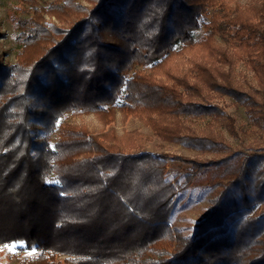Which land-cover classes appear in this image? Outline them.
<instances>
[{"label":"trees","instance_id":"16d2710c","mask_svg":"<svg viewBox=\"0 0 264 264\" xmlns=\"http://www.w3.org/2000/svg\"><path fill=\"white\" fill-rule=\"evenodd\" d=\"M22 1L16 62L0 55V249L17 251L11 264H264V148L228 151L194 127L238 136L220 96L264 130V0ZM237 63L257 88L237 80ZM118 113L152 135H120ZM91 114L104 132L60 122ZM33 123L48 137L35 140ZM169 161L194 167L205 200L183 226L193 200Z\"/></svg>","mask_w":264,"mask_h":264},{"label":"rangeland","instance_id":"374dc122","mask_svg":"<svg viewBox=\"0 0 264 264\" xmlns=\"http://www.w3.org/2000/svg\"><path fill=\"white\" fill-rule=\"evenodd\" d=\"M40 1V0H38ZM49 1V0H42ZM241 5L249 6L254 4L257 0H238ZM23 7L22 0H0V55L4 56V62L6 64H13L16 62L17 46L16 43V31L13 24V18L25 17L20 11ZM49 22H57L54 18L46 17ZM234 74L239 81L243 75L247 77V80L252 87H256V83L253 79L251 72L246 70V68L241 63H237L234 66ZM242 81V80H241ZM213 104L222 109L227 115L235 119V127L237 129L238 136L234 137L230 134L226 127L215 124L213 127H208L201 123L199 126H194L197 130H205L207 133L215 132L219 139L229 146L228 151L235 150H247L248 148L260 149L264 148V130L254 128L249 115L243 106L236 103L232 98L229 97H216ZM34 107V106H32ZM60 122H66L73 126H82L87 128L93 134H99L104 132L106 127L103 125L101 120L91 114V115H81V116H68L62 119ZM34 130L33 136L37 141L43 140L48 137L47 131L41 126V124L33 123ZM114 127L121 135L124 132L138 130L141 133L151 136L152 133L149 128L143 126L139 121L133 119H124L123 116L118 113L116 118V123ZM55 138V136H53ZM161 141L159 139H154L153 143H149L147 150L152 153H159L162 151L160 148ZM167 152L174 155H180L188 158H195L196 156H201L199 152H194L187 150L181 146H171L167 145ZM213 157L212 155L207 158ZM169 170L173 182L179 185L178 192L184 197L183 200L189 199L193 200V203H189L183 210L179 211L177 214L179 219V225H185L187 221H194L199 218L202 211L201 208L204 206L205 200L197 199V196L193 195L192 178L193 172L195 171L193 166L183 162L169 161ZM195 194L202 196V198L207 199L208 194L204 189L199 188L194 190ZM201 198V199H202ZM17 252L11 247H5L0 249V260L2 264H11L12 258Z\"/></svg>","mask_w":264,"mask_h":264}]
</instances>
